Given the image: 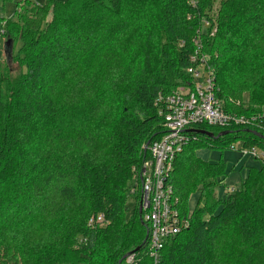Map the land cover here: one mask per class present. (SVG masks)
I'll list each match as a JSON object with an SVG mask.
<instances>
[{
  "label": "trees",
  "instance_id": "trees-1",
  "mask_svg": "<svg viewBox=\"0 0 264 264\" xmlns=\"http://www.w3.org/2000/svg\"><path fill=\"white\" fill-rule=\"evenodd\" d=\"M12 1L14 16L0 15V27L7 40L21 41L10 60L22 70L0 66V264H123L133 252L137 264H153L139 189L130 190L134 178L140 188L144 145L165 131L157 96L191 82L186 69L200 28L223 110L263 114L264 0L0 5ZM22 2L31 3L25 14ZM204 19L211 26L203 30ZM203 130L229 133L212 138ZM190 131L167 180L189 228L166 240L160 264H264V158L216 197L225 161L196 154L229 150L238 139L264 149V118ZM99 214L105 224H91Z\"/></svg>",
  "mask_w": 264,
  "mask_h": 264
},
{
  "label": "built area",
  "instance_id": "built-area-1",
  "mask_svg": "<svg viewBox=\"0 0 264 264\" xmlns=\"http://www.w3.org/2000/svg\"><path fill=\"white\" fill-rule=\"evenodd\" d=\"M198 3L199 0H190L194 7ZM35 4L40 6V2ZM203 22H206L205 27L210 25L209 21ZM1 36H5L3 27L0 30V45ZM193 42L195 51L190 55V65L186 69L191 82L178 86L168 95L157 96L156 105L163 117L165 131L158 140L144 145L149 158L139 169L140 188L135 180L130 190V193L135 194L139 189L140 211L149 228L148 254L153 264H160L166 240L189 228V220L176 207L178 198L173 197V186L167 180L172 172L175 155L182 151L191 138L190 129L200 123L220 127H228L230 124L257 125L264 118V113L247 117L223 110L216 95V70L209 65L208 56L203 53L201 38L197 36ZM241 154L243 157L264 158V149L243 145ZM95 221L104 225L105 215L99 214L90 219L91 224ZM126 257L125 264H137L139 259L135 252Z\"/></svg>",
  "mask_w": 264,
  "mask_h": 264
},
{
  "label": "rangeland",
  "instance_id": "rangeland-1",
  "mask_svg": "<svg viewBox=\"0 0 264 264\" xmlns=\"http://www.w3.org/2000/svg\"><path fill=\"white\" fill-rule=\"evenodd\" d=\"M33 1L35 3L38 2L36 0H33ZM39 1H43V0H39ZM188 2H190V0H188ZM219 2H220V0H216L215 7L218 6ZM30 4L31 3H29V2L28 3L22 2V4L19 5L20 7H18V13L19 14H25L26 11L30 9L29 8L31 6ZM16 9H17V5L15 4L14 1L7 2L5 4H1L0 5V15L3 17H6V18H12L14 16ZM215 9L216 8H214L213 11H215ZM207 19H204L201 22V27L203 30L205 28H207L204 26L206 22L205 23L203 22V21H207ZM210 26H211V24H210ZM217 28H218L217 25L214 24L213 30L211 33L215 34L217 31ZM0 30H1V27H0ZM200 31H201L200 28L197 29V35L194 37V39L197 36L200 37ZM6 41H7L6 37L1 36L0 66L5 67L6 65H9V67L12 69V75H14V74L19 73V71L22 70V68L20 69L19 64L17 62H12L11 60L8 59L7 48H5ZM20 46H21L20 40L19 41H13V43L11 44L12 53H18L19 49L21 48ZM242 144H243V140L238 139V140L232 142V145L229 148V150L228 149L222 150L219 147H215V148L205 147V148H201L200 150H198L196 152V154L199 155L200 157H203L206 160H209L212 162H215L219 158H223L225 161V168L228 172V176L225 177V180L216 189V197H218V196L223 197V196L230 194L231 191H233V189H236L240 186L241 181L244 179V177L247 173L248 167L249 166L258 167V165L260 164L259 160H255L254 158H250V157L248 158L245 156L243 157V154H241V148L243 146ZM133 168H135V166H133ZM133 180L135 182L136 179L134 178ZM132 186H134V185H132ZM198 199H199L198 193H193L190 196L189 207L191 210L195 207ZM135 204H136V200L134 199V195H132L129 198V201L127 203L129 211H131L132 208H134ZM126 258L127 257H125V260H126ZM123 264H125V263H123Z\"/></svg>",
  "mask_w": 264,
  "mask_h": 264
},
{
  "label": "water",
  "instance_id": "water-1",
  "mask_svg": "<svg viewBox=\"0 0 264 264\" xmlns=\"http://www.w3.org/2000/svg\"><path fill=\"white\" fill-rule=\"evenodd\" d=\"M11 44H12V41L11 40H7L6 41V46H5V48H7V56H8V59L10 60V57H11V55H12V48H11ZM202 133H205V134H207L209 137H212V138H215V137H219V136H221V135H226V134H228L229 132H227V131H225V132H221V133H219V134H217V135H213V133H211V132H209V131H205V130H203L202 131ZM264 137V136H263ZM129 254H131V253H129ZM127 256V255H126ZM125 256V257H126ZM122 261H120V263H121ZM119 263V264H120Z\"/></svg>",
  "mask_w": 264,
  "mask_h": 264
}]
</instances>
